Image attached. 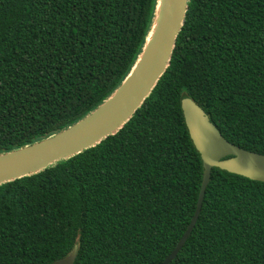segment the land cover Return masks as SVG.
Segmentation results:
<instances>
[{
    "label": "trees",
    "instance_id": "16d2710c",
    "mask_svg": "<svg viewBox=\"0 0 264 264\" xmlns=\"http://www.w3.org/2000/svg\"><path fill=\"white\" fill-rule=\"evenodd\" d=\"M157 0H0V155L80 121L122 85ZM264 155V0H188L170 63L115 134L0 184V264H160L194 213L202 161L181 110ZM170 264H264V182L213 168Z\"/></svg>",
    "mask_w": 264,
    "mask_h": 264
},
{
    "label": "water",
    "instance_id": "95a60500",
    "mask_svg": "<svg viewBox=\"0 0 264 264\" xmlns=\"http://www.w3.org/2000/svg\"><path fill=\"white\" fill-rule=\"evenodd\" d=\"M188 0H157L149 36L130 74L95 111L67 129L38 143L0 155V184L34 174L115 134L151 93L169 66L182 28ZM181 110L189 137L202 161V181L194 213L181 238L160 264L178 255L198 220L211 170L217 168L264 182V155L227 141L196 104L184 99ZM76 248L52 264H74Z\"/></svg>",
    "mask_w": 264,
    "mask_h": 264
}]
</instances>
